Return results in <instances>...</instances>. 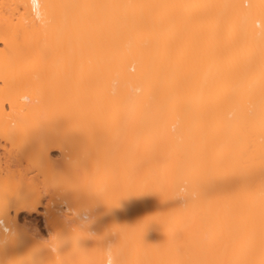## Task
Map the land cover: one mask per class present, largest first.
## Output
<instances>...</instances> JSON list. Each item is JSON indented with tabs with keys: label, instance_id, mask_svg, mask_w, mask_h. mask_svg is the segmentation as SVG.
Segmentation results:
<instances>
[{
	"label": "bare ground",
	"instance_id": "1",
	"mask_svg": "<svg viewBox=\"0 0 264 264\" xmlns=\"http://www.w3.org/2000/svg\"><path fill=\"white\" fill-rule=\"evenodd\" d=\"M0 264H264V0H0Z\"/></svg>",
	"mask_w": 264,
	"mask_h": 264
},
{
	"label": "rangeland",
	"instance_id": "2",
	"mask_svg": "<svg viewBox=\"0 0 264 264\" xmlns=\"http://www.w3.org/2000/svg\"><path fill=\"white\" fill-rule=\"evenodd\" d=\"M53 158L54 159H58L59 158V155H58V153L56 152V151H54V154H53ZM32 214H30V217H29V215H25V216H23V215H21V219L22 220H24V221H26V218H27V222H30L31 223V221H32V223L31 224H33L34 222H36L37 224H38V226H39V229H41L42 231L44 230V228H43V220L41 219V217H40V215H36V213H33V215L31 216ZM27 216V217H26ZM24 218V219H23ZM28 220H31V221H28ZM35 220V221H34ZM45 231V230H44ZM43 231V232H44ZM46 232V231H45Z\"/></svg>",
	"mask_w": 264,
	"mask_h": 264
},
{
	"label": "clouds",
	"instance_id": "3",
	"mask_svg": "<svg viewBox=\"0 0 264 264\" xmlns=\"http://www.w3.org/2000/svg\"><path fill=\"white\" fill-rule=\"evenodd\" d=\"M83 218H85V217L83 216ZM83 218H82V219H83Z\"/></svg>",
	"mask_w": 264,
	"mask_h": 264
}]
</instances>
